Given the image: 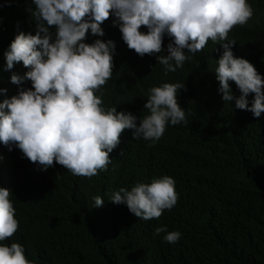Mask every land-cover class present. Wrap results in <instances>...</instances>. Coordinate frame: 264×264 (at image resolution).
Instances as JSON below:
<instances>
[{
    "label": "trees",
    "instance_id": "1",
    "mask_svg": "<svg viewBox=\"0 0 264 264\" xmlns=\"http://www.w3.org/2000/svg\"><path fill=\"white\" fill-rule=\"evenodd\" d=\"M249 3L253 16L234 26L228 39L235 40L234 55L264 77V0ZM30 7L31 0H0V102L31 87L30 80L24 86L12 83L2 65L15 36L36 25ZM95 39L116 43L113 75L99 92L105 107L148 114L143 108L148 90L180 82L177 99L188 123L169 125L151 147L126 132L109 154L107 171L90 178L55 162L41 170L20 149L0 143V187L10 189L19 221L16 233L0 243H20L33 264H264V112L254 117L235 108V100L223 101L214 72L221 45L209 40L201 52L187 53L183 67L165 75L155 54L141 57L122 43L114 23L111 32ZM95 39L87 34L85 42ZM169 41L165 36L161 55H167ZM14 67L22 74L28 70L22 62ZM230 85L239 96L235 82ZM163 175L174 178L178 200L158 219H139L107 197ZM96 196L103 197L102 206H94ZM161 225L180 231V239L171 244L164 233L154 236Z\"/></svg>",
    "mask_w": 264,
    "mask_h": 264
},
{
    "label": "clouds",
    "instance_id": "2",
    "mask_svg": "<svg viewBox=\"0 0 264 264\" xmlns=\"http://www.w3.org/2000/svg\"><path fill=\"white\" fill-rule=\"evenodd\" d=\"M33 26L20 32L5 51V70L11 82L21 88L0 102V143L20 149L41 170L54 162L73 175L92 177L107 171L110 153L130 133L153 146L169 125L187 124V113L178 103L183 83H162L148 90L143 106L148 114L105 107L99 92L113 72L116 43L95 39L118 26L124 45L139 56L156 55L165 75L183 67L187 53L204 50L209 40L223 52L214 69L218 91L225 102L254 117L264 112V77L243 57L235 56L228 34L236 25H245L254 10L249 0H31ZM35 26L37 28L35 29ZM54 28L53 30H50ZM145 26L146 31H141ZM95 40L86 43V36ZM170 38L167 55H161L163 39ZM22 62L25 74L14 67ZM230 81L240 95L235 96ZM254 94L251 104L249 94ZM123 154V153H121ZM11 191L0 187V242L13 236L19 227ZM115 204H125L137 218L158 219L177 203L174 178L163 175L150 183L137 182L129 190L120 187L108 194ZM104 203L94 197V206ZM175 244L178 230L166 225L154 229V236ZM0 264H33L17 242L0 243Z\"/></svg>",
    "mask_w": 264,
    "mask_h": 264
}]
</instances>
